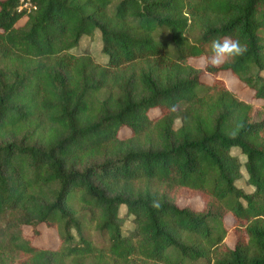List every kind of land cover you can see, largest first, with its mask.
Wrapping results in <instances>:
<instances>
[{
  "label": "trees",
  "instance_id": "obj_1",
  "mask_svg": "<svg viewBox=\"0 0 264 264\" xmlns=\"http://www.w3.org/2000/svg\"><path fill=\"white\" fill-rule=\"evenodd\" d=\"M20 1L0 0V264H264V0ZM96 31L104 65L73 53ZM225 38L243 51L189 64Z\"/></svg>",
  "mask_w": 264,
  "mask_h": 264
},
{
  "label": "rangeland",
  "instance_id": "obj_2",
  "mask_svg": "<svg viewBox=\"0 0 264 264\" xmlns=\"http://www.w3.org/2000/svg\"><path fill=\"white\" fill-rule=\"evenodd\" d=\"M26 19L23 18L18 22L16 25L17 27H22L25 23ZM102 43H101V37L99 32H95L93 36L91 37H84L80 40L79 45L77 46L76 49L73 50L74 54H83L87 53L89 54L92 59L94 60L95 63L99 65H104L106 63V56L102 54ZM189 64L197 69L203 68L207 62L204 58L202 59H197V60H190ZM221 64V63H220ZM219 65V64H218ZM214 65V66H218ZM220 78L224 81L225 85L227 88L238 98L246 100V101H251L253 93L245 88L243 85H241L237 80L232 78L229 74H221ZM202 82L205 84H211L213 82V78L209 76H205L202 79ZM259 104V103H257ZM152 115H155V112L151 113ZM180 126V122L176 121L175 122V129H177ZM129 135L128 131L123 129L120 133L119 136L120 138H125ZM232 155H235L239 158L240 162H244V157L240 155L239 151L236 149L232 150ZM241 175L242 178L236 183V187L241 188L243 191L247 193L252 192V188L249 187L246 184V174L244 172V169H241ZM177 205L180 208L183 207H190L194 211H200L203 207V203L200 198H192V199H181L178 201ZM125 210L124 208H121L120 210V217H124ZM225 225L226 228L228 229V234L225 238V244L229 248H233L234 243H235V236L232 232V220L231 217H227L225 220ZM132 224L130 223V219L127 218L125 219V222L123 224V229L126 232L127 230L132 229ZM11 228L10 225L7 226V219H2L0 220V240L3 242H6L9 236ZM38 233L39 236L35 239L34 245L37 247H44L48 248L51 250H55L59 246V239L56 235V233L53 230H48L44 226L38 227ZM86 234L87 236L99 247L105 246L106 240H105V235L100 234L96 231H94L92 228L86 227ZM30 229L29 228H24L23 233L24 234H30ZM124 232V234H125ZM74 234V232H73ZM129 264H146L143 263L140 259H134L131 263Z\"/></svg>",
  "mask_w": 264,
  "mask_h": 264
},
{
  "label": "clouds",
  "instance_id": "obj_3",
  "mask_svg": "<svg viewBox=\"0 0 264 264\" xmlns=\"http://www.w3.org/2000/svg\"><path fill=\"white\" fill-rule=\"evenodd\" d=\"M243 51L239 41L230 38L213 40L211 42L210 51L207 56V63L218 65L225 59L239 55Z\"/></svg>",
  "mask_w": 264,
  "mask_h": 264
},
{
  "label": "built area",
  "instance_id": "obj_4",
  "mask_svg": "<svg viewBox=\"0 0 264 264\" xmlns=\"http://www.w3.org/2000/svg\"><path fill=\"white\" fill-rule=\"evenodd\" d=\"M31 7V3L29 2V0H21L20 1V5L18 7V11H21L22 9H30Z\"/></svg>",
  "mask_w": 264,
  "mask_h": 264
}]
</instances>
